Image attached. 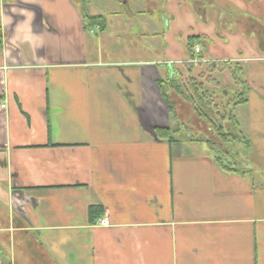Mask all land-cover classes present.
I'll return each instance as SVG.
<instances>
[{"label": "crops", "instance_id": "0c3cea01", "mask_svg": "<svg viewBox=\"0 0 264 264\" xmlns=\"http://www.w3.org/2000/svg\"><path fill=\"white\" fill-rule=\"evenodd\" d=\"M80 3L0 0V242L18 236L51 264H264V170L223 171L160 95L201 63L105 62L107 25L86 27ZM171 128L183 136L157 138Z\"/></svg>", "mask_w": 264, "mask_h": 264}, {"label": "rangeland", "instance_id": "374dc122", "mask_svg": "<svg viewBox=\"0 0 264 264\" xmlns=\"http://www.w3.org/2000/svg\"><path fill=\"white\" fill-rule=\"evenodd\" d=\"M151 1L152 4H148L146 0L81 1V7L87 15H99L106 19L107 30L101 33L95 31V35L99 37L104 34V61H187V38L199 37V47L202 51L197 56L201 55V61L205 63H201V68L193 72L192 78H186L185 75L183 86L185 92H188L185 94H193L191 97L194 100V86L191 84L194 82L196 87L201 85L210 95L217 114L225 116V122L221 121L220 124L224 126L225 131H230L232 136L225 142L224 152L214 151L213 156H220L225 164H231L236 169L255 168L257 175L260 174L264 170V147H259V143L264 142L260 128L263 115L258 117L254 114L264 109V101L259 99L264 95V61L261 60L264 58V51L259 47L260 34L264 29V0H233L221 12L216 11V6L206 0ZM198 6L204 10V15L199 16L201 12L197 10ZM219 16L220 23L217 22ZM249 25H254L255 29L248 31ZM215 64L219 65L214 66ZM192 65L189 63L185 67ZM233 76L252 88L248 106L233 107L244 91L243 86L233 80ZM191 79L193 81H190ZM248 94L249 92L245 96ZM181 99L179 110L184 114L185 121L201 131L192 132L202 137L210 136L208 125L196 116H190L191 104ZM220 115L213 119L215 123L220 121ZM231 116L238 122V128L232 130ZM182 133L183 131L180 135H183ZM242 137L251 141L254 146L248 148L240 139ZM189 146L196 155L208 151L198 144ZM218 173L221 178L237 177L222 174L220 171ZM258 176L255 177L256 182L260 180ZM0 189L2 190L1 182ZM2 204L0 217L6 218L5 204ZM5 241L9 243L0 242L4 253L3 257L0 255L3 264H51L35 250V246L24 244L20 237L6 238Z\"/></svg>", "mask_w": 264, "mask_h": 264}, {"label": "trees", "instance_id": "16d2710c", "mask_svg": "<svg viewBox=\"0 0 264 264\" xmlns=\"http://www.w3.org/2000/svg\"><path fill=\"white\" fill-rule=\"evenodd\" d=\"M83 20H84L86 27H93V26L98 25L101 27V30H102L105 28V25H106V20L103 16H91V15L87 16V14L84 13ZM196 45H199V37L192 36V37L187 38L186 50L188 52V56L190 60H193L195 58L194 47ZM200 56L198 58L200 60H203ZM218 65L219 64H215L214 66H218ZM220 65L223 66V64H220ZM207 66H209V64H207ZM178 75L179 74L177 72V76ZM232 78H234V80L237 81L239 85L243 86L244 91L241 93V96L245 95L247 92H250V88L247 85H245V83L241 82L239 78H236L235 76H233ZM190 81H193V79H191ZM191 86H194V90H193V93L195 96L194 100L191 97V95L193 94L191 95L185 94L188 92H185V87L183 86V84H180L177 79H169V80L158 83V87L161 90L160 95H162V99L169 109V115H170L171 120L178 122L177 109L175 107L178 105V99L180 100V98H182L188 104H191L192 110L195 112L196 117L201 122L202 121L205 122L209 127L208 132H210L209 133L210 136H206V137L201 136V139H198V141L205 142L209 146V148H211L213 151H216L218 153L224 152L223 148H224L225 142H227L228 139L232 136L230 134L231 132L225 131L224 126L220 124L221 121L225 122L224 121L226 120L225 116L224 114L223 115L217 114L215 105H213L212 101L210 100V95H208L207 91L203 90V87L201 85H199V87H196L195 83L193 82ZM164 88L165 90L169 89L171 91L170 96H172L173 94V96H175L176 98L172 100L169 94L165 93ZM246 101H247L246 99L240 98L234 103L233 106H238L239 104H243ZM219 115H220V121L218 123H215L213 119L215 118V116H219ZM230 121H231L230 130H232V128L236 129V126H237L236 120L231 116ZM155 132L159 140H163L169 143H173L174 141H176V139L183 136V135H180L181 131H178L176 129L172 130V128L171 129H160V130L156 129ZM240 139L246 145L248 144L246 139H243V138H240ZM214 160L219 166V168H221L225 172L241 171L240 169L234 168L231 164H225L220 156H216Z\"/></svg>", "mask_w": 264, "mask_h": 264}, {"label": "built area", "instance_id": "2783aa9c", "mask_svg": "<svg viewBox=\"0 0 264 264\" xmlns=\"http://www.w3.org/2000/svg\"><path fill=\"white\" fill-rule=\"evenodd\" d=\"M99 29L100 27L96 26V30H99ZM194 54H195V58L191 61V63H195V64L200 63L201 60L198 58L197 55L201 54V48L198 45L194 47ZM4 107H5L4 105H1V108H4Z\"/></svg>", "mask_w": 264, "mask_h": 264}, {"label": "flooded vegetation", "instance_id": "af4514ba", "mask_svg": "<svg viewBox=\"0 0 264 264\" xmlns=\"http://www.w3.org/2000/svg\"><path fill=\"white\" fill-rule=\"evenodd\" d=\"M82 1V0H81Z\"/></svg>", "mask_w": 264, "mask_h": 264}]
</instances>
